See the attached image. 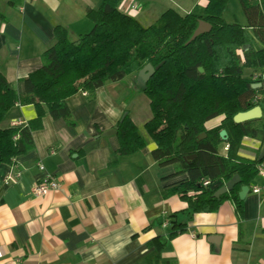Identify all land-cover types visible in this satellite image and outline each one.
Wrapping results in <instances>:
<instances>
[{"label":"crops","instance_id":"0c3cea01","mask_svg":"<svg viewBox=\"0 0 264 264\" xmlns=\"http://www.w3.org/2000/svg\"><path fill=\"white\" fill-rule=\"evenodd\" d=\"M100 2L0 0V70L17 92L23 90L21 79L41 65L42 51L54 43V25L65 27L73 40L91 29L85 9ZM205 3L120 0L118 8L149 25L163 12L160 6L179 14H202ZM124 78L128 84H119ZM122 79L68 97L74 125L45 113L42 127L32 132V149L11 164H0V264H145L152 251L146 242L166 229L147 226L186 207L177 194L162 195L185 174L174 175V165L160 166L150 154L154 143L139 126L144 128L151 111L137 73ZM124 112L146 145L121 156L116 133L103 132ZM34 114L31 104L15 105L0 125L11 127L14 119L26 122ZM221 119L211 118L204 126H216ZM262 143L244 136L238 154L254 158ZM44 173L57 177L60 186L36 196L33 187ZM262 182L257 177L251 184ZM243 211L239 225L231 201L214 212L194 213L189 220L180 215L187 227L168 241L162 258L175 264H264V196L248 191Z\"/></svg>","mask_w":264,"mask_h":264},{"label":"trees","instance_id":"16d2710c","mask_svg":"<svg viewBox=\"0 0 264 264\" xmlns=\"http://www.w3.org/2000/svg\"><path fill=\"white\" fill-rule=\"evenodd\" d=\"M227 1L206 0L202 14H179L168 8L153 23L142 25L119 10L120 0H101L98 7L85 9L92 27L75 39H70L65 27L54 25L55 41L42 51L41 65L21 79L22 92L0 70V123L15 105L31 104L35 110L23 125H0V164H11L16 156L32 149V132L42 127L45 113L74 125L68 97L78 91L92 92L150 63L154 71L140 85L151 111L143 126L154 143L150 154L160 166H178L174 175L185 174L162 195L177 194L187 205L147 226L166 229L165 234L146 242L152 251L145 264H175L162 258L161 251L185 231L187 221L180 215L189 220L194 213L214 212L224 201H231L239 225L244 211L238 191L251 185L264 161L257 160V154L254 158L238 154L244 136L264 141V0H238L244 26L224 21ZM199 19L208 22L210 30L186 43ZM244 69L260 72L253 78L245 76ZM252 83L260 86L252 87ZM256 105L261 107V117L233 121L235 113ZM219 115L218 125L205 128L207 120ZM115 126L118 155L133 154L146 145L127 112ZM221 129L226 131L225 140L219 136ZM201 133L205 135L199 138ZM187 154L192 155L190 160L185 159ZM234 174L240 180L214 197Z\"/></svg>","mask_w":264,"mask_h":264},{"label":"water","instance_id":"95a60500","mask_svg":"<svg viewBox=\"0 0 264 264\" xmlns=\"http://www.w3.org/2000/svg\"><path fill=\"white\" fill-rule=\"evenodd\" d=\"M211 28V25L202 20L199 19L198 20V24L196 26V28L194 29V31L192 32L190 38L187 40L186 43L190 42L191 40H193L196 36H198L201 33L207 32L209 31ZM199 71H202V68L199 67L198 68ZM154 71V68L152 67V65L150 63H146L138 72H137V77H138V82L139 84H143L144 82L147 81V79L152 75ZM263 78H264V73H263ZM252 87H259L260 83H252L251 84ZM262 115V110L261 107L259 105L253 106L250 109L244 110V111H239L237 113H235L233 115V121L236 123H240L249 119H255V118H259ZM117 132V128L116 126L106 130L103 132V134L108 135V134H112V133H116ZM205 134L201 133L199 135V138L203 137ZM219 136L221 139H226V131L225 129H221L219 131ZM264 158V141L262 143V146L257 154V160H262ZM240 180L238 174H234L229 180H227L221 187H219L214 193L213 196L214 197H218L219 195L229 191L232 189V187L234 186V184H236L238 181ZM249 191V186L248 185H243L241 186L240 190L238 191V196L240 199H244L245 195L248 193Z\"/></svg>","mask_w":264,"mask_h":264},{"label":"built area","instance_id":"2783aa9c","mask_svg":"<svg viewBox=\"0 0 264 264\" xmlns=\"http://www.w3.org/2000/svg\"><path fill=\"white\" fill-rule=\"evenodd\" d=\"M13 126H20L25 124L22 120H13L11 122ZM39 170L43 171L44 167L41 163H37ZM257 177L263 179V182L260 184H251L249 186V191L264 196V166L261 164L257 167ZM204 181L203 183H206ZM60 186L59 180L52 174L44 173L42 176L37 180L33 187V194L36 196H42L46 194L50 190H56ZM166 223H163L165 225Z\"/></svg>","mask_w":264,"mask_h":264},{"label":"rangeland","instance_id":"374dc122","mask_svg":"<svg viewBox=\"0 0 264 264\" xmlns=\"http://www.w3.org/2000/svg\"><path fill=\"white\" fill-rule=\"evenodd\" d=\"M170 1H173V0H170ZM160 7H161V8H159L160 11H164L167 8V7L164 8V6H160ZM168 7H171V6H168ZM177 11L179 13L182 12L179 10H177ZM190 12L197 13L195 10H190ZM222 17H223L224 21L227 23L237 22L243 26L246 24V19L244 17V14L242 12V9L240 7L238 0H228L227 1L225 9L222 12ZM249 72H253V73H249ZM259 72H260L259 70L250 71V69H246V70H244V75L245 76H252L253 78H257V75L259 74ZM121 83L128 84V80L126 78H124L119 82V84H121ZM139 127H140V129H142V131H144V128H142V125H140ZM177 167L178 166H175V168H177Z\"/></svg>","mask_w":264,"mask_h":264}]
</instances>
